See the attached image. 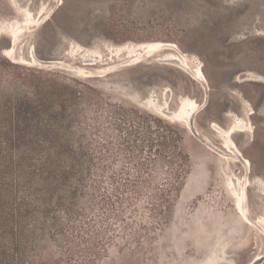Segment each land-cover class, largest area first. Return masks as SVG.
I'll return each mask as SVG.
<instances>
[{"label": "rangeland", "instance_id": "374dc122", "mask_svg": "<svg viewBox=\"0 0 264 264\" xmlns=\"http://www.w3.org/2000/svg\"><path fill=\"white\" fill-rule=\"evenodd\" d=\"M155 40L203 64L206 103L154 57L87 74ZM31 50L81 72L23 62ZM186 98L211 146L163 114ZM248 102L255 135L233 134L246 173L205 146L221 150L214 125ZM243 177L264 219V0H0V264H252L264 232L236 211Z\"/></svg>", "mask_w": 264, "mask_h": 264}, {"label": "bare ground", "instance_id": "6f19581e", "mask_svg": "<svg viewBox=\"0 0 264 264\" xmlns=\"http://www.w3.org/2000/svg\"><path fill=\"white\" fill-rule=\"evenodd\" d=\"M57 3L59 4V0H57ZM39 20H41V19H39ZM37 21H38V19H37ZM26 27H28V25ZM19 31H21V30H18L17 33H19ZM17 39H18L17 34H15L11 37L10 46L5 49L6 53H8L9 55H11V53L14 52V48H15V44L17 42ZM143 48L144 49L140 48V51L136 52L134 55H130L129 57L127 56L125 59L121 60L122 62L120 61L119 64L106 68L105 71H98L97 70V72H95V73L89 72L87 74L88 75H94V76H104L107 73L112 72L115 69V67H117L119 65L120 66L129 65V64H131L137 60V59H130L132 57H142L143 59L146 57H151V58L154 57V58H158L157 60L159 62H162V63L174 62V63H176V66L187 71V73H189V75H191V77H193L195 80H197L202 85L203 90H204V99L202 102H204V100L206 99L205 98L206 94L208 93L210 88L208 85L207 77H206L204 70H203V64H201V62L198 61L195 56H192L186 52L181 51L177 45L175 46L174 43L163 42V41H158V40L147 42ZM166 48L175 49L177 52L166 53L165 52L167 50ZM167 51H169V50H167ZM95 55H98L100 57V54H95ZM30 57H31L30 60H23V62L35 64V66H38L39 68H44V67L45 68L46 67L58 68V67H60V68L66 69V70H73V71L81 72V70L78 67H76L74 65L66 64L61 60H51V61H48L50 63H48L47 61H45L43 63V62H41L40 59L35 57L34 51H32V50H31V56ZM84 59H85V61L89 60L86 57ZM126 59H130V60H126ZM124 60H126V61H124ZM185 65L188 66L191 69V71ZM205 82L208 85V89L205 87ZM258 82H261V81H258ZM181 101L182 102L180 103L177 110L175 109L174 112L172 111V112H168V113L163 112V114L166 115V118L171 119L170 122H172V120L175 122H183L186 126H188L189 130L193 134V132H192L193 127L190 124L193 123V118L199 113V111H201L202 103L201 102L199 103L198 101L193 100L191 98H186L184 100L182 99ZM247 105H248V107H247ZM247 105L245 104V107L242 108L243 116H241L239 114L232 113V112L227 113L226 117H228L229 119L230 118L232 119L231 125L228 129L223 130L220 127H216V124L214 125V129L218 128V130L216 129V131L222 137V144L219 146L222 151L216 150V149H215L216 151H214L209 146H205L208 149H210L211 151L221 155L223 159H227L230 162V164L239 163L240 165H242V167L244 168L246 173L251 172V162L247 157H245L243 155V153L240 150V148L238 147L237 143L234 141L233 134H234V132H241V133L251 134L253 136L255 135L256 127H254L250 123V117L252 115L256 114L257 112L250 102H248ZM194 129L197 130V132L201 134V132L199 131L197 126H194ZM194 135H196V134H194ZM251 140H252V138L250 139V141ZM238 153L241 154L242 158L238 155ZM238 179H239V182L241 185V192H238L239 193L238 196L240 197V201L236 205V211L240 215L243 223L246 226L252 227L253 229H258L257 230L258 233H262V232H264V219H262V218L252 219L250 217V215L248 213H246V212H249V207H248L247 201H245V198H247V189L250 188L253 184L252 180L250 178H247V177H243V179H241V178H238ZM263 259H264V256H260L252 264H258Z\"/></svg>", "mask_w": 264, "mask_h": 264}, {"label": "water", "instance_id": "95a60500", "mask_svg": "<svg viewBox=\"0 0 264 264\" xmlns=\"http://www.w3.org/2000/svg\"><path fill=\"white\" fill-rule=\"evenodd\" d=\"M45 61H51V60H41V62H45ZM48 63H50V62H48ZM205 87L208 89V85H207V83L205 82ZM207 97H208V93L206 94V99L204 100V103H206V101H207ZM192 127H193V134H196V135H198V133H197V131L194 129V126H193V123L192 124H190ZM198 138H199V140L202 142V143H204L205 145H209L208 143H207V141L203 138V137H201V136H199L198 135ZM209 146H211V145H209ZM213 149H217L216 147H213ZM238 155L241 157V154L240 153H238ZM242 158V157H241Z\"/></svg>", "mask_w": 264, "mask_h": 264}]
</instances>
